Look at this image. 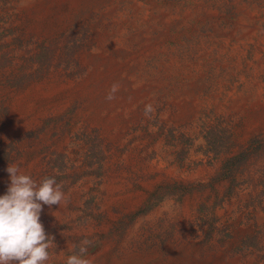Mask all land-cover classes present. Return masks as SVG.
I'll use <instances>...</instances> for the list:
<instances>
[{
  "label": "rangeland",
  "instance_id": "obj_1",
  "mask_svg": "<svg viewBox=\"0 0 264 264\" xmlns=\"http://www.w3.org/2000/svg\"><path fill=\"white\" fill-rule=\"evenodd\" d=\"M0 264H264V0H0Z\"/></svg>",
  "mask_w": 264,
  "mask_h": 264
}]
</instances>
